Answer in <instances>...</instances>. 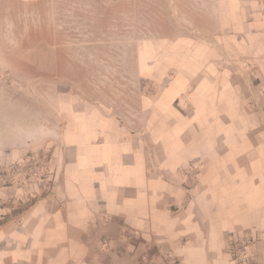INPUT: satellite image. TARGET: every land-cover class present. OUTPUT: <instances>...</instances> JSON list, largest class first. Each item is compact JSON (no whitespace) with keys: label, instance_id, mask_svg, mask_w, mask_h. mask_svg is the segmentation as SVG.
Wrapping results in <instances>:
<instances>
[{"label":"crops","instance_id":"crops-1","mask_svg":"<svg viewBox=\"0 0 264 264\" xmlns=\"http://www.w3.org/2000/svg\"><path fill=\"white\" fill-rule=\"evenodd\" d=\"M183 1V24L139 41L127 105L40 83L20 119L0 99V166L21 182L0 201L34 198L0 225V264H236L237 237L264 264V0Z\"/></svg>","mask_w":264,"mask_h":264},{"label":"rangeland","instance_id":"rangeland-1","mask_svg":"<svg viewBox=\"0 0 264 264\" xmlns=\"http://www.w3.org/2000/svg\"><path fill=\"white\" fill-rule=\"evenodd\" d=\"M186 3L183 0H0V87L4 84L9 88L0 90V99H12L16 108L14 117L20 119L23 116L19 114V106L23 103L18 96L26 94L22 99L26 106L23 115L33 119L40 105V83L48 88L68 86L82 99L98 104L127 105L136 90L132 57L139 41L171 33L174 27L170 24H176L175 28L180 22L183 24ZM22 81L30 83L29 89H18ZM49 93L54 91L47 90ZM7 113L6 104L0 101V115L5 118ZM50 156L48 148L31 162L37 165L39 160L48 162ZM22 173L25 177L30 174L39 177L47 172L37 166L33 172L24 168ZM12 174L13 170L0 166V186L11 185ZM2 200L0 225L7 218L20 215L34 198L25 203H16L8 196Z\"/></svg>","mask_w":264,"mask_h":264},{"label":"built area","instance_id":"built-area-1","mask_svg":"<svg viewBox=\"0 0 264 264\" xmlns=\"http://www.w3.org/2000/svg\"><path fill=\"white\" fill-rule=\"evenodd\" d=\"M253 243L251 237H237L230 240L229 251L233 255L236 264H252L249 254L247 253V247ZM164 264L179 263L174 257L168 255L165 256Z\"/></svg>","mask_w":264,"mask_h":264}]
</instances>
